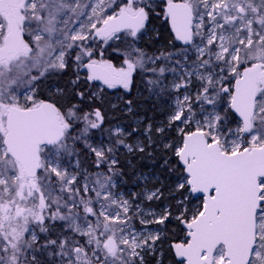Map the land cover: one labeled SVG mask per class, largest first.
Segmentation results:
<instances>
[{
  "label": "snow or ice",
  "instance_id": "1",
  "mask_svg": "<svg viewBox=\"0 0 264 264\" xmlns=\"http://www.w3.org/2000/svg\"><path fill=\"white\" fill-rule=\"evenodd\" d=\"M0 264H264V0H0Z\"/></svg>",
  "mask_w": 264,
  "mask_h": 264
},
{
  "label": "trees",
  "instance_id": "2",
  "mask_svg": "<svg viewBox=\"0 0 264 264\" xmlns=\"http://www.w3.org/2000/svg\"><path fill=\"white\" fill-rule=\"evenodd\" d=\"M160 21H153L151 25H149V28L152 29V33L150 35L154 34L155 31H163V29L160 27ZM147 39V38H146ZM113 115H115L117 118L123 120L125 123H133L134 119L132 117H124L123 113H111L109 112V117L111 118ZM140 116H143V110L139 113ZM151 115V113H149ZM130 171H134L136 173H144V174H154L159 176V166L158 164H155L153 161L149 159H142L140 157H133L131 159L130 164ZM135 182V176H132L129 181V190H135L133 187V184Z\"/></svg>",
  "mask_w": 264,
  "mask_h": 264
}]
</instances>
